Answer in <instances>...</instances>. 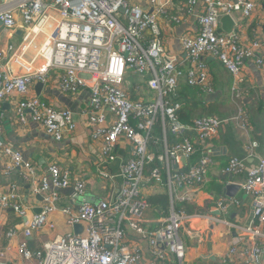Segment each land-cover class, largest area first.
Here are the masks:
<instances>
[{"label":"built area","instance_id":"obj_1","mask_svg":"<svg viewBox=\"0 0 264 264\" xmlns=\"http://www.w3.org/2000/svg\"><path fill=\"white\" fill-rule=\"evenodd\" d=\"M260 6H264V0H182L176 3L173 0H0V32L10 37L16 30L21 32L17 45L0 48V106L16 94L20 98L13 102L19 120L24 123L31 120L53 141L60 142L75 132L73 115L64 109H53L40 98L30 97L29 87L45 84L50 73L58 72L56 86L62 92L75 95L81 89H88L87 124L93 127L92 139L101 143L97 175L105 181L115 177L121 180L114 198L90 204L85 200V183L72 181L67 171L55 165L49 166L48 179L36 181L31 165L0 136V157L7 160L5 172L23 166L34 186L33 192L43 199L40 214L25 222L22 228L24 240L18 246L19 264H183L186 246L180 235L184 223L204 218L197 213H187L184 206L192 203L195 189L204 183L211 161L202 157L183 172H173L171 164H179L181 158L188 160L194 154L193 142L185 135L187 132L194 133L197 141L204 144L216 138L219 129L231 119L203 116L190 124H182L178 119L181 104L174 100L179 80L185 76L188 86L197 87L201 94H211L213 90L204 65L206 57L217 60L235 78L246 59L262 68L264 34L250 44H243L234 32L226 34L217 28L222 17L229 16L233 23L237 14L241 19H249ZM188 18H194L197 30L179 38L189 61L188 70L183 73L176 57L167 54L161 37L166 27ZM11 62L20 66L18 72L7 67ZM127 73L146 81V87L154 93L152 102L129 98ZM135 89L140 90V87ZM236 98H239L238 93ZM107 115L112 116L108 123ZM234 119L241 130H248L249 122L243 110L238 109ZM158 121L163 132L168 126V132L178 141L165 146L163 156L155 157L148 145ZM1 129L0 121V132ZM121 139L129 143L131 158L120 165L114 176L108 165L117 159L114 151ZM258 147L257 142H252L246 148L248 158H254ZM155 159L164 168L170 209L165 226L149 231L144 220L147 204L139 196L143 184L163 182L161 169L150 167ZM242 173L245 179L241 189L251 200L252 220L240 229L241 237L229 247L226 258H234L236 264H263L264 157L257 158L249 167L244 160L230 158L223 174ZM68 189L72 190V197L79 200L76 211L57 207L59 191ZM176 191L181 193L172 197ZM237 204L235 199L222 198L215 208L219 215H227L230 207ZM7 208L24 215L15 187L0 189V211ZM56 211L62 213L70 228L81 224L82 232L57 236L31 251L27 240ZM209 219L227 224L218 218ZM127 231H133L146 243L149 260H145L140 242L128 240ZM186 233L190 240L203 241L197 230Z\"/></svg>","mask_w":264,"mask_h":264},{"label":"crops","instance_id":"obj_2","mask_svg":"<svg viewBox=\"0 0 264 264\" xmlns=\"http://www.w3.org/2000/svg\"><path fill=\"white\" fill-rule=\"evenodd\" d=\"M17 23H21L18 16ZM217 28L223 32L220 22ZM196 30L194 18H188L162 31L161 39L165 50L169 56L176 57L178 67L183 73L188 70L189 61L181 49L179 38L182 35H192ZM231 32H234L243 44H250L258 39L261 34H264V6H260L249 19L244 20L238 14L235 15ZM20 41L21 32L18 30L11 37L4 31L0 32V48L4 49L10 44L17 45ZM10 55L11 53H8V56ZM261 59L264 61V53ZM204 65L209 74L214 101H209L200 91L197 93L196 87L188 86L186 77L183 76L179 80L177 94L174 97V100L181 104V109L178 111L179 121L182 124H190L195 118L203 116L229 119L225 117L227 113L232 115L240 109L248 118L249 128L241 130L238 123L230 121L219 129L216 138L204 144L197 141L194 133L185 134L193 142L194 154L190 159L185 160V163L181 161L179 164L172 163V171H187L202 157H208L211 162L206 168L204 183L195 189L196 193L192 197L195 206L192 214L197 213L204 218L190 219L184 223L181 230V235L186 239V255L183 264H236L234 258L230 260L226 258V253L231 245L238 243L241 237L240 229L247 227L252 220L251 200L241 189L245 175L242 173L229 176L223 174V171L230 158L244 160L249 167L256 162L257 158L264 157V66L260 68L254 61L246 59L243 61L239 75L235 78L212 57H206ZM9 66L14 72L20 69L15 62L9 63L7 67ZM57 79L58 72L50 73L45 84H42L40 92L36 90L37 84H32L28 94L30 97L40 98L53 109L71 112L76 122L75 132L56 142L31 120L25 123L20 121L15 113L13 102L18 101L20 97L14 94L10 99L4 100L0 106L2 126L0 136L9 147L20 154L25 163L31 165L35 171L36 181L48 179V168L55 165L67 171L72 181L81 180L85 183L86 202L94 203L102 199L114 198L120 188L121 180L115 177L112 181H105L97 175V153L101 143L92 139L93 127L87 124L86 110L90 93L88 89H81L75 95L64 93L56 86ZM128 81L129 98L132 101L147 103L154 100V93L148 90L144 79L136 77ZM138 86L140 90L135 89ZM216 109L219 114L216 113ZM24 116L28 119V112H25ZM111 120L112 116L107 115V123ZM152 135L153 140L149 142L148 150L155 157L163 156L165 146L170 147L178 141L168 132V126L166 132H163L160 121ZM252 142H257L259 147L254 150V158H248L246 148ZM131 152L129 143L123 139L119 140L114 151L117 159L108 165L111 175L117 176L120 165L131 158ZM5 164L7 160L0 157V189L10 187L17 189L20 209L24 215L18 214L12 208L0 211V264H19L21 261L18 258V246L24 240L22 228L25 222L39 214L42 196L33 192L34 186L26 177L27 172L23 166L5 172ZM230 184L240 187L233 198L225 195L224 188ZM71 192V189L59 191L58 208L69 207L73 211L78 209L79 200L72 197ZM178 193L181 191H176L172 197L177 196ZM221 196L238 202L237 205L230 207L227 215H219L215 208ZM139 197L147 204L144 220L148 230L155 231L165 226L170 209V193L166 186V178L159 185L143 184ZM209 217L224 220L227 224L211 221ZM68 228L65 217L56 211L49 216L47 223L27 240L28 248L31 251L38 250ZM192 230H197L204 236V240L200 243L194 239L190 241L186 232L189 233ZM71 232L74 233L73 228ZM126 236L129 241L140 242L144 258L149 260L150 250L146 243L133 231H127Z\"/></svg>","mask_w":264,"mask_h":264},{"label":"water","instance_id":"obj_3","mask_svg":"<svg viewBox=\"0 0 264 264\" xmlns=\"http://www.w3.org/2000/svg\"><path fill=\"white\" fill-rule=\"evenodd\" d=\"M220 24H221L222 31H223L224 33H226V34L230 33V32L232 31V28L234 27L233 20H232L229 16H224V17H222L221 20H220ZM0 26H1V23H0ZM42 86H43V85H42L41 83H38V84L36 85V90H37L38 92H40L41 89H42ZM204 96H205V98H207L209 101H214V95H212V94H205ZM180 161H181V163H183V162L185 163V159H184V158H181ZM173 164H174V163H173ZM174 167H176V165H174ZM224 190H225V195H226L227 197H229V198H233L235 192H237L238 190H240V187L237 186V185L230 184V185L226 186V187L224 188ZM42 200H43L42 197H40V201H42ZM97 202H98V201L92 203V202L90 201L89 203H91V204H97ZM38 212H39V214H40L41 209H39ZM82 229H83V227H82L80 224H77V225H74V226H73V232H74V234H79V233H81Z\"/></svg>","mask_w":264,"mask_h":264},{"label":"rangeland","instance_id":"obj_4","mask_svg":"<svg viewBox=\"0 0 264 264\" xmlns=\"http://www.w3.org/2000/svg\"><path fill=\"white\" fill-rule=\"evenodd\" d=\"M137 76L135 75V74H132V73H127L126 74V76H125V78H126V80L128 81L129 79L131 80H133L134 78H136ZM224 104V103H223ZM217 110V109H216ZM217 114H219V112H218V110H217V112H216ZM237 114H238V110H236L235 111V113L234 114H230V113H227L226 115L227 116H225L226 118H229V119H231V122H236L235 121V117L237 116ZM227 125V124H226ZM148 200V199H147ZM194 204V202H192V203H190L189 205H193ZM187 209H188V207H187ZM69 227V226H68ZM69 232H71V228L69 227L68 229H66L65 231H63V232H61L60 234H59V236H64V235H66L67 233H69ZM181 236V239H182V241H183V243L185 244L186 243V239L183 237V235H180ZM201 238H202V240H204V236L203 235H201ZM190 240V239H189ZM190 241H192V240H190Z\"/></svg>","mask_w":264,"mask_h":264},{"label":"trees","instance_id":"obj_5","mask_svg":"<svg viewBox=\"0 0 264 264\" xmlns=\"http://www.w3.org/2000/svg\"><path fill=\"white\" fill-rule=\"evenodd\" d=\"M174 1H176V2H181L182 0H174ZM128 84V83H127ZM196 89H198L197 87H196ZM197 93H199V89H198V92ZM150 167H158V168H160L161 169V174H162V176H163V179L165 178L164 177V168H163V165H162V163L158 160V159H155V161L151 164V166ZM183 172V171H182ZM222 198H225V196H221V198L220 199H222ZM226 199V198H225ZM187 207H188V209H187ZM184 210L187 212V213H189V214H192L193 213V211H195V206L194 205H189V204H187V205H185L184 206Z\"/></svg>","mask_w":264,"mask_h":264},{"label":"clouds","instance_id":"obj_6","mask_svg":"<svg viewBox=\"0 0 264 264\" xmlns=\"http://www.w3.org/2000/svg\"><path fill=\"white\" fill-rule=\"evenodd\" d=\"M174 172V171H173ZM91 204V203H90ZM81 225V224H80ZM82 226V225H81ZM83 227V226H82ZM83 230V229H82ZM82 232V231H81ZM80 234V233H79Z\"/></svg>","mask_w":264,"mask_h":264}]
</instances>
